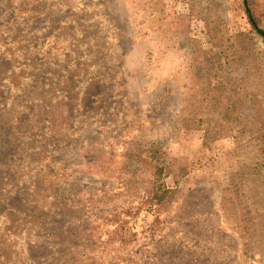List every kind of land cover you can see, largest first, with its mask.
Masks as SVG:
<instances>
[{
	"label": "rangeland",
	"instance_id": "1",
	"mask_svg": "<svg viewBox=\"0 0 264 264\" xmlns=\"http://www.w3.org/2000/svg\"><path fill=\"white\" fill-rule=\"evenodd\" d=\"M2 1L9 3L0 8V48L8 46L5 37L12 33L15 42L9 48L18 51V67L23 64L19 54L30 55L51 74L32 82L34 87L8 95L9 102L0 100V126L10 129L12 143L25 142L20 138L29 122L24 120L41 112L46 80L59 84L63 81L59 76L75 75L77 65L94 66L86 77L83 108H77L82 113L77 112L76 137L55 149L51 159L66 170L58 193L70 213L77 211L78 223L96 234L100 250L93 257L105 264L115 258L121 262L123 256L118 255L129 250L135 260L129 264H189L190 249L197 245L191 249L194 264H203L207 248L209 264H264V245L251 253L258 245L253 229L259 220L252 204L258 191L234 188L241 174H249L248 167L254 179L264 181L258 176H264V138L251 141L244 134L237 142L234 131L217 130L213 143L205 147L203 132L188 129L187 117L182 116L190 72L199 70L203 61L197 59L198 51H209L217 60L227 29L253 30L243 1L252 5V17L264 30V0ZM14 6L16 17L5 25ZM72 38L88 46L80 50L86 52L84 59L66 73L65 62L77 57L67 50L66 42ZM263 51L258 46L245 53L254 61ZM10 63H2L0 74L9 71ZM242 64L237 62L236 68ZM55 88L49 89L54 96ZM66 106L69 114L72 107ZM194 107L198 119L204 118L202 105L197 102ZM211 112L217 117L215 107ZM41 116L35 118L38 123ZM13 150L7 160H0V203L32 210L34 199L22 192L23 183L17 186L24 162L19 164L18 151ZM144 150L161 158L155 164L164 169L162 182L175 196L167 209L170 214L155 211L152 194L158 169L142 159ZM117 228L123 229V236H134L130 244L125 246L120 235L112 234ZM44 242H36L33 254L49 258L54 248L40 247ZM57 251L60 254L53 255L57 261L72 253L64 252V247Z\"/></svg>",
	"mask_w": 264,
	"mask_h": 264
},
{
	"label": "trees",
	"instance_id": "2",
	"mask_svg": "<svg viewBox=\"0 0 264 264\" xmlns=\"http://www.w3.org/2000/svg\"><path fill=\"white\" fill-rule=\"evenodd\" d=\"M4 3L6 6L9 2H0V8ZM242 4L253 30L248 33L227 29V33L222 34L223 37L219 41L222 50L219 55L217 54V60L212 58L213 53L199 50L197 59L203 60L201 68L197 71L193 69L190 72V75L193 76L190 91L188 96L182 100L184 104L182 116L186 115L187 117L186 127L188 129L196 127L197 131L203 132L205 147H209L213 143L217 130L234 131V139L237 142L244 137V134L248 135L247 139L251 141L264 138L262 126L264 117V51L258 52L259 57L254 61H251L246 54L249 49H256L258 46L264 48L262 34L264 30L259 28L252 17V5L249 2L244 3V1ZM15 17L16 8L14 6L10 9V14L4 24L13 22ZM202 19L204 20L203 17L200 18V20ZM102 21H105V18ZM225 23L227 26L229 25L226 19ZM2 35L4 34L2 33ZM172 36L178 37L179 35ZM5 38L8 41L4 42L8 46L0 48V66L4 61L11 63L9 71L6 74H0V100L8 99L7 102H9L8 95L13 96L20 93L18 89L25 91L29 87H34L36 82L43 81L45 77L48 78L47 75L51 76V74H46L47 70L42 71V65L35 63L34 56L30 55L19 54L23 64L18 67V51L9 48L15 42V38L12 39V33L7 34ZM72 39L73 41L66 42L67 50L72 51L77 57L70 62H65L66 66L63 70L66 73L73 70V65L84 59L86 52L80 50L88 46L87 43H77L76 39ZM195 48L197 49L198 46ZM242 49H246V53ZM46 53L47 51H41V55ZM244 55H246V61ZM237 62L243 64L236 68ZM81 65L76 66V70L73 72L75 75L67 73L66 76H59V79L63 77V81L59 80V84L49 79L45 81V85L42 86L44 95L40 100L42 102L41 112L32 113L34 121L31 118L24 120L29 122L22 130L23 136L20 138L21 141L25 139L24 143H12L9 138L10 129H7L6 125L0 126V160H7L13 154V148H16L19 164L24 162L23 168L18 170L22 173V177L19 178L17 186L23 183L25 186L22 192L24 191L27 197L34 199L36 204L34 209L28 210L0 203V264H105L93 257L100 250L99 241L95 240L96 234H93L91 228H87L85 224L78 223L81 218L76 215L77 211L71 214L66 200L58 193L63 184L61 177L66 170L61 166V162L51 160L55 149L63 148L71 137H76V129L80 125L77 112L80 114L82 111H78L77 108H83L81 98L84 96L86 77L94 68L90 65L88 67L85 64ZM39 73L41 76H38ZM92 75L90 80H92ZM81 79H83L82 83ZM32 82L34 85H31ZM55 85H57L56 96L49 91ZM199 90L203 92L201 95ZM52 97H54L53 100ZM197 102L204 108L201 114L204 118L198 119V115L194 113L196 111L194 106ZM66 105L72 107L69 114L64 109L67 107ZM212 107H215L217 117L212 116ZM41 114L42 120L38 123L35 118L40 117ZM248 126L254 127L248 128ZM15 131L17 133L21 131L17 125H15ZM144 151L140 155L142 159H146L144 161H149L152 164H155L156 161L161 162V158H156L157 152ZM155 166L158 169L156 174L158 184L152 194V202L158 215L170 214L167 209L173 204L174 192L162 182L164 169L157 163ZM248 170L249 174H241L234 188L238 187L236 190L245 192L247 188L251 187L258 191L257 196L252 199V204L255 206L253 211L256 212L259 220L257 228L253 229L255 235L253 242L258 244L256 250L251 252L254 255L257 249L264 245V181L261 178L254 179L249 167ZM26 180L30 181L29 185ZM27 185L29 187H26ZM9 186L11 188V185ZM244 195L243 198H245ZM25 199L24 196L23 200ZM122 230V228H117L112 234L120 235L122 243L127 246L134 236H130V238L123 236ZM43 240H47V242L41 244L40 247L52 246L54 248V253L52 252L53 254L49 258L33 254V250L38 245L36 242ZM76 246L78 249L74 251ZM196 246L191 249H196ZM63 247L64 252L72 251V253L66 255L65 260L57 261V257H53V255H59L60 252L57 249ZM191 249V257L186 261L191 260L189 264H194ZM210 249L207 248L206 256H202L203 264H209ZM121 256H123L121 262H115L117 259L115 258L113 263L108 264L135 263L129 250L125 255H118V258Z\"/></svg>",
	"mask_w": 264,
	"mask_h": 264
},
{
	"label": "water",
	"instance_id": "3",
	"mask_svg": "<svg viewBox=\"0 0 264 264\" xmlns=\"http://www.w3.org/2000/svg\"><path fill=\"white\" fill-rule=\"evenodd\" d=\"M263 34V36H264V33H262Z\"/></svg>",
	"mask_w": 264,
	"mask_h": 264
}]
</instances>
